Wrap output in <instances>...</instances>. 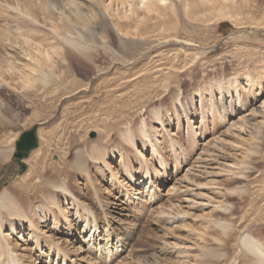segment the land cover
I'll return each instance as SVG.
<instances>
[{
	"label": "rangeland",
	"instance_id": "374dc122",
	"mask_svg": "<svg viewBox=\"0 0 264 264\" xmlns=\"http://www.w3.org/2000/svg\"><path fill=\"white\" fill-rule=\"evenodd\" d=\"M141 1L0 0V194L25 191L37 226L0 202L19 264H252L241 236L264 241V0ZM35 125L19 174L16 140ZM45 176L96 233L41 194Z\"/></svg>",
	"mask_w": 264,
	"mask_h": 264
},
{
	"label": "bare ground",
	"instance_id": "6f19581e",
	"mask_svg": "<svg viewBox=\"0 0 264 264\" xmlns=\"http://www.w3.org/2000/svg\"><path fill=\"white\" fill-rule=\"evenodd\" d=\"M144 2H145V0L141 1V3H144ZM79 35L81 37L80 40L84 38V35L81 32H79ZM63 37L70 44L72 43L74 45H77L78 47L82 45L80 40H79V37L75 38V37H72L70 35H66V36H63ZM0 41H1V35H0ZM1 72L2 71H1V67H0V76H2ZM142 130H143V133L146 135L147 139H149V142L147 143V145L159 157L160 156V151H158V142H159V140L156 139V141H153L150 138L149 134L146 132L145 128L142 129ZM92 154H93V157L95 158L96 161H100V159H101V161H105L106 162L107 155L104 152H101V150H98L97 148L96 149L94 148V151H93ZM76 160H77L76 161L77 167H79V168H84L85 167L86 164H85L84 156L77 155V159ZM24 162H25V160H24ZM10 164H12V163H10ZM107 166L111 167V165L108 162H107ZM163 166L166 167L167 166L166 163H163ZM103 169H105V168H103ZM149 174L150 173L148 171L146 176H149ZM129 176L133 178V175H131L130 173H129ZM58 177H59V175H58ZM58 177L45 176L44 177V181H45L46 187L45 188L42 187L43 189L41 190V194L42 195L45 194L48 197L50 196L52 198H55V191L58 192V193L59 192L62 193V195L64 197V200L66 202H68V204L71 206V208L75 209L76 217H77L78 221L84 223L83 232H85L87 230H90L91 234H92V231H94V233H96L97 230H98V220H97V218L93 217L94 215L91 214V211L87 207H84L83 205L80 204L78 198L75 197V195H74L73 191L71 190V188L69 187V185L65 181H59ZM14 195L15 194H10L9 191H5L3 194H0V202L9 211L13 212L14 214H16L18 216L25 217L24 219H26V220H29L30 227H37L33 223V220L29 219L28 216L23 215V213L27 214L28 212H26V210H24V208L22 207V205L20 203H17V201L19 200V197H21V196L24 197L23 195H25V191H23L21 196L18 195L17 200L14 197ZM21 202L25 203L26 200L22 199ZM54 203H56V201H54ZM82 208L83 209L87 208V211H86L87 212L86 213L87 216L80 215V211H81ZM36 209L38 210L37 211V215L40 218H42L44 221L51 219V217L53 218V220H55V218L57 216V212H58V210H54L53 208L46 209L45 205H42V204L38 205L36 207ZM223 209H224L223 210L224 212H228V213L230 212L229 208H223ZM218 225L221 226L224 229V234H225L224 236L226 238H229L231 233L236 228V224H233V223L230 224V223L218 221ZM15 226H17V225H13L12 226L13 232L16 231ZM18 226H19V224H18ZM107 230H106V232H107ZM120 240H121L120 238H117L115 244H118ZM227 240L223 241L224 242V246H226ZM5 241H6L5 237L4 238L0 237V245L2 246V248L5 251L4 253L0 254V264H19L18 258L14 254L11 246L7 242L5 243ZM36 242H37L36 244H38V240ZM109 243H110V241L108 240L107 243L105 244V245H107L106 247L108 248V251H109V248H111V244H109ZM239 244H240L239 253L240 254L244 253V256L249 258V260H250V262L252 264H264V241L262 240V238L258 237L255 234H252L250 232H246V233H244V235L241 236V238L239 240ZM114 247H115V245H114Z\"/></svg>",
	"mask_w": 264,
	"mask_h": 264
},
{
	"label": "water",
	"instance_id": "95a60500",
	"mask_svg": "<svg viewBox=\"0 0 264 264\" xmlns=\"http://www.w3.org/2000/svg\"><path fill=\"white\" fill-rule=\"evenodd\" d=\"M38 135V126L35 125L22 132L19 139L16 140V149L12 164H17L20 167L19 174H22L27 168V164L24 160L39 146Z\"/></svg>",
	"mask_w": 264,
	"mask_h": 264
}]
</instances>
